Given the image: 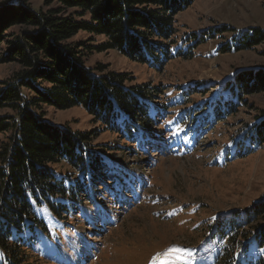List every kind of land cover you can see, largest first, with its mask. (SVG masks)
Here are the masks:
<instances>
[{
  "label": "rangeland",
  "instance_id": "obj_1",
  "mask_svg": "<svg viewBox=\"0 0 264 264\" xmlns=\"http://www.w3.org/2000/svg\"><path fill=\"white\" fill-rule=\"evenodd\" d=\"M174 19L184 41L191 32L203 34L220 25L264 30V0H194ZM233 33L206 36L191 58L182 55L158 69L113 50L88 56L91 67L99 63L127 73L130 84L158 87L149 102L152 123L133 144L130 134L122 140L102 131L81 107L44 108L46 119L90 131L106 168L103 174L87 173L83 185L74 188L67 214L47 218L49 235L35 240L29 261L215 264L226 247L231 264H238L246 255L262 253L244 251L238 236L230 246L213 228L217 216L230 217L264 195V143L251 141L252 126L264 111V93L239 97L231 85L241 69L264 70V42L250 50L217 52ZM16 69L14 63H0V80ZM5 113L0 110V116ZM4 261L0 255V264Z\"/></svg>",
  "mask_w": 264,
  "mask_h": 264
},
{
  "label": "trees",
  "instance_id": "obj_2",
  "mask_svg": "<svg viewBox=\"0 0 264 264\" xmlns=\"http://www.w3.org/2000/svg\"><path fill=\"white\" fill-rule=\"evenodd\" d=\"M33 1L0 2V63L17 65L0 80V110L6 111L0 116V255L5 264H33L28 254L35 240L49 235L47 218L67 214L74 188L83 185L87 173L103 174L106 168L90 131L56 124L45 118L44 108L81 107L102 131L122 140L130 134L133 144L152 123L149 102L158 87L130 84L127 73L99 63L91 67L89 55L113 50L158 69L173 58H191L206 36L225 31L235 33L217 52L250 50L264 42L259 27L237 31L227 25L191 32L186 41L178 38L174 16L194 0H42L36 8ZM81 33L85 38L76 39ZM95 36L103 40L95 43ZM231 85L239 97L264 93V70L241 69ZM251 130V141L262 145L264 111ZM231 214L215 218L214 234L230 246L238 236L244 251L263 253L246 255L238 264H264V195ZM225 249L215 264H231Z\"/></svg>",
  "mask_w": 264,
  "mask_h": 264
}]
</instances>
